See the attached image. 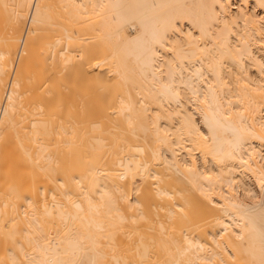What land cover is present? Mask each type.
<instances>
[{
  "label": "bare ground",
  "instance_id": "bare-ground-1",
  "mask_svg": "<svg viewBox=\"0 0 264 264\" xmlns=\"http://www.w3.org/2000/svg\"><path fill=\"white\" fill-rule=\"evenodd\" d=\"M0 264H264V0H0Z\"/></svg>",
  "mask_w": 264,
  "mask_h": 264
}]
</instances>
